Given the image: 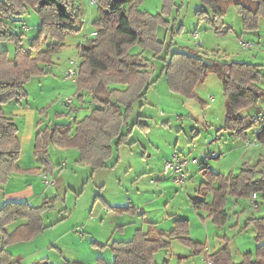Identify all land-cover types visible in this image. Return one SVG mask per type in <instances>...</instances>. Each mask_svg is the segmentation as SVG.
<instances>
[{
  "label": "trees",
  "instance_id": "trees-1",
  "mask_svg": "<svg viewBox=\"0 0 264 264\" xmlns=\"http://www.w3.org/2000/svg\"><path fill=\"white\" fill-rule=\"evenodd\" d=\"M80 0H0V44L13 43L12 54L8 48L0 49V183H6L12 172H22L17 161L22 154L19 128L12 117H8L3 105L11 100H22L28 93L26 83L34 76L49 72L54 54L61 50L68 36L80 32L85 23L84 9ZM142 0H97L98 16L93 20L97 27L95 34L81 44L78 66L77 93L91 96L92 109L88 115L72 124L54 123L40 129L35 137L34 154L45 167L49 147L77 148L79 163L90 164L92 168L104 167L122 144H128L133 128L144 131L149 125L140 119L130 124L137 101L145 98L150 86L164 75L174 94L186 98H199L196 86L209 74L218 75L223 82L227 98L224 128L244 136L256 122L252 115L242 111L257 105L264 94L260 82L264 78L261 64L245 61L209 60L202 54L185 50H171L164 39L158 36L160 27L168 29L177 5L176 0H163V9L151 13L140 8ZM201 8L196 10L200 22H206L217 33H223L226 25V3H232L242 18L246 31H257L260 19L264 17V0H198ZM31 9L38 12L41 23L36 35L26 39L25 22ZM28 42H27V41ZM26 43L28 45H26ZM152 51V56L148 51ZM147 53V54H146ZM161 55L164 65L155 74L154 58ZM259 142L264 144V128L259 130ZM203 164V163H202ZM39 168L27 169L36 171ZM206 169V168H205ZM204 172L212 179L207 190L214 193L212 203L193 200L197 208L206 207L209 216L218 225L228 220L225 210L228 195L250 197L252 192H261L264 200V173L257 165H246L237 175H223ZM218 180L217 187H212ZM214 181V182H213ZM48 203L30 206L27 202H10L0 208V264H15L14 256L6 249L13 242L34 238L45 230L44 212ZM118 212L136 210L134 206L111 207ZM19 218L27 222L13 232L7 225ZM188 219H176L169 231L157 234L138 228L129 240L92 242L94 246L110 247L115 255L113 262L98 258L93 264H169L159 262L157 254L169 249L172 240L200 252L204 244L190 237ZM247 226L254 229L258 243L255 252L243 253V259L236 262L228 246H223L208 255L211 264H264V216L252 217ZM182 259L185 257H181ZM34 264H53L44 258ZM61 264H88L65 260Z\"/></svg>",
  "mask_w": 264,
  "mask_h": 264
},
{
  "label": "rangeland",
  "instance_id": "rangeland-1",
  "mask_svg": "<svg viewBox=\"0 0 264 264\" xmlns=\"http://www.w3.org/2000/svg\"><path fill=\"white\" fill-rule=\"evenodd\" d=\"M176 2L177 5L172 16L168 17L172 21L170 27L168 29L160 27L159 30V38L164 39L166 47L171 43V50H184L182 48H186L185 51L196 54L205 51L208 53V47L210 53L213 52L212 50H219L218 48H220L222 56L212 59L220 62L241 61L244 58L250 60L248 54L257 52L260 57L256 60L264 62V51H262L264 50V17L260 22L259 29L262 50L258 48L257 38H254V41H243L250 42L254 46L251 50H245L237 42L232 41L234 35L242 30V18L234 6H231L232 3L229 2L225 5V20L233 28V35L227 36L226 33L208 31V24L199 21L196 10L201 8V3L198 0H176ZM139 5L143 10L157 13L163 9L164 1L142 0ZM83 9L85 23L80 32L68 37L71 41L75 39L82 41L83 33L86 34V30L91 32L96 28L93 20L98 16L97 3L91 4L90 0H86L85 4L83 3ZM22 23H26V26L21 27ZM40 23V15L31 9L25 22H18L17 27L24 29L26 31L25 37L29 39L36 35ZM89 32L88 34L91 35ZM195 33L198 35L195 36ZM247 37L243 40H249ZM200 42L203 44L202 47L199 46ZM26 45L28 44L26 43ZM5 46H11L12 51L14 50L13 43H3L0 48ZM67 49L69 48L61 49L54 54L53 72L34 76L25 86L29 94L22 99V102L29 103L31 106L34 105L38 109L46 108L49 118L44 124L51 121H68L69 118H67L66 113L69 114L72 111V109L66 106L62 107L60 104L62 98L63 100L67 97H74L75 99L72 92L75 84L72 80H65L59 69L60 63L69 61L71 58H78L77 53ZM224 50L230 51V55H224ZM148 53L152 55V51L149 50ZM206 58L208 59V57ZM48 66L50 68L53 64ZM196 91L199 98H186L174 94L170 91L166 77L164 75L159 77L156 85H152L145 96L147 103L142 107L136 106L129 121L132 124L141 115L142 120L150 125L149 131L144 132L137 126L133 128L130 144H123L115 151V156L119 155V162L115 167H100L93 170L89 165H77L74 159L68 155V159H65L67 167L62 170L69 171L66 174V180L71 185V189L68 190L67 197H64L63 194L57 196L54 194L55 189H52L53 194L48 197L51 202L44 213L45 230L40 231L35 236L37 238L35 242L30 245L21 243L8 248L13 252L15 264L18 261H22L23 264H34L47 258V255H50L55 262L62 261L63 259L58 261L54 255L58 252L53 251L52 253L48 248H39L42 245L55 243V240H59L56 244L60 246L59 248L64 251L66 256L72 257V260L78 255L88 256L92 253L93 248L91 240L106 243L112 235L113 228L118 223L115 217L119 213L110 209V204L127 205L131 202L140 207L139 212L141 214L144 212L143 217L145 219L141 223L145 230H149L151 233L154 230L160 231L162 228L171 229L173 224L170 222L167 224L165 218L168 211H175L182 218L189 220L192 239L206 243L209 240L210 248L228 246L231 251L233 250L235 259H241L243 253L249 250L255 252L258 243L254 238L252 226L246 228L247 223L245 225V222L242 221L240 226L243 229V235H239L237 229L232 231L233 228H236V226L230 227L232 221L229 220L230 224L226 226L225 224L218 225L212 218H209L210 210L208 208L194 206L193 200L198 201L200 199H191V196H201L203 192L208 191L206 188L212 181L204 169L193 175L191 182L188 181L186 187L180 184L176 185L173 179L171 180L174 184L171 186L163 187L161 184L158 186L157 179L161 176L159 171L163 162L165 163L172 156L173 152L171 151L174 148L188 153L191 160L206 158L212 149H219L220 144L216 141L215 136L220 133V125L223 123L227 111V98L224 93L223 82L218 75L212 73L196 86ZM259 105L260 112L264 113L263 102ZM58 112L63 113L57 117ZM258 128L260 130L259 125L255 124L252 131L256 132ZM31 148L28 145L22 147L23 159L21 163L23 165L33 161L34 156L31 153ZM56 149L58 150V148L51 146V158L55 162L58 157L54 152ZM170 152V157L165 159ZM220 156L221 160L211 158L209 161L217 170L227 173L226 175L229 176L231 170L236 167H232V160L235 155L225 157V153L221 152ZM260 167V171L264 170V163ZM262 172L264 173V171ZM189 174L188 171L186 181ZM170 175L172 176V172ZM203 177L206 181H203ZM151 179L154 181L152 182ZM194 187H197V190L192 192ZM187 188L191 193L186 192ZM228 196H232V194ZM239 198L246 199V197ZM43 203L44 199H41L36 204L41 205ZM127 213L132 215L133 212L128 211ZM255 214H259V212L256 211ZM91 215L101 216L103 223L96 219L89 220ZM226 222L228 221L226 220ZM149 226H153L155 229H148ZM173 245L174 251L177 250L179 254L187 252L186 247L181 243L175 241ZM110 250L109 247L108 253L112 251ZM158 256L159 260L164 258L163 254ZM198 263L207 264V260Z\"/></svg>",
  "mask_w": 264,
  "mask_h": 264
},
{
  "label": "crops",
  "instance_id": "crops-1",
  "mask_svg": "<svg viewBox=\"0 0 264 264\" xmlns=\"http://www.w3.org/2000/svg\"><path fill=\"white\" fill-rule=\"evenodd\" d=\"M85 1L86 0H80L79 4L83 7V3L85 4ZM231 6H233V5H231ZM261 20H262V18L260 19V22H261ZM259 29L257 31H246L243 29V26H242L241 32H237V34H235L234 37L232 38V41L237 42V44L241 45L242 49L251 50L252 48L249 49V48H245L243 46V43H244L243 41H254V38H257L258 39L257 43L259 44L258 48H260L262 50L261 36L259 33ZM96 30H97V27L94 30H92L91 32H89V30H86L87 31L86 34L83 33L84 38H82V41H80V39H78V40L75 39L72 41L67 39L66 44L62 49L64 50V48H69L67 50H72L75 53H77L78 58H76V59H79L80 55H81V47H80L81 44L85 43L88 40V37L93 36L95 34ZM159 30H160V28H159ZM159 30H158V36H160ZM223 30H224L223 33H226L227 36L233 35V33H232L233 28H231V26L228 25L227 22H226V25H225ZM208 31H214V30L208 25ZM88 32L91 35H89ZM196 35H198V34H196ZM246 37L249 38V40L248 39L243 40ZM199 46L202 47L203 44L200 42ZM3 48H8L10 50V53L12 54L13 51L11 49V46L1 47L0 49H3ZM182 49L185 50L186 48H182ZM218 49L219 50H212L213 52L210 53L209 47H208V53L205 51L203 53L201 52V54L204 55L205 57H208V59L211 61L213 58L216 59L217 57L219 58L220 55L222 56V54H220L221 49L220 48H218ZM224 51H225L224 55H226V56L230 55V51H228V50H224ZM262 51H264V50H262ZM233 54H234V52H233ZM250 54H251V56H250ZM250 54H248L250 60H247L246 58H244L241 61L251 62V63H255V64H261L262 65L261 66V72L263 73L264 62H258L256 60L260 57L259 56L260 54H258L257 52L256 53L253 52ZM150 56H152V55H150ZM71 59H73V58H71ZM67 61L68 60L60 63L61 65H60L59 69H60L61 73H64L65 69L67 68L68 63H69V61L68 62ZM236 61H238V60H236ZM153 62H154L155 74H156L159 72V70L164 65V61L161 60V55H159V56L154 58ZM54 64H55V61L53 62V66H51L50 68H48L49 66H47V70H49L48 73L53 72ZM73 83L75 84V86H74V91L72 90V92L74 93L75 99H74V104L72 105L71 108H69V109H72V111L69 114L66 113L68 115L67 118H69L68 121H65V120L63 122L62 121L61 122L60 121L59 122H52L51 121L48 124H44L46 122V120L49 118L48 111H46L47 109L46 108L38 109L34 105L31 106L29 103H26V104L23 103L22 100H15L14 99V100H11L8 103L3 105V110H4L5 114L8 117H12L14 119L15 123L17 124L18 128H19L18 134H19V138L21 140L22 147L24 145H28V146L32 147L31 153L33 154L34 157H33V161L28 162L27 164L23 165L21 163L22 159H23L22 154H21L20 159L17 161V166L20 169L26 170V171L12 172V174L10 175V177L6 183H0V208L2 206H4L5 204L10 203V202H27L30 206L36 207V206H40L36 203H39V201L41 199L42 200L44 199V203H48V205H50L49 203L51 202V200H48L49 199L48 197L53 194L52 189H55L54 194H56L57 196L60 194H63L64 197H67L68 192H69L68 190L71 189V185L68 184V182L66 180V174H68L69 171L62 170L65 167H67V163L65 166H62L61 163L63 161L65 162V159H68V155H70V157H72V159H74V161L79 166H82V165L91 166L90 164H83V163L78 162L80 159V152L77 148H74V147H68V148L56 147V148H58V150L56 149V151H54V152H56L58 157H57V161L55 162L51 158V152H50L51 146H50L49 152H48V161L50 162L49 167H45V165L42 163V161L38 157H36L34 154L36 134L40 129L44 128L45 125L54 124V123H63V124H72L73 126H75L76 120H80L90 113V111L92 109V104L90 102L91 96L87 92H83L82 93L83 97L79 98L78 93H77V83L76 82H73ZM152 85H156V82L153 83ZM40 86H42V85H40ZM260 86L262 87V89L264 91V78L260 82ZM73 93H71V94H73ZM61 100H60V104L63 107L64 105L61 103ZM261 102H263V104H264V94L260 98L257 105L251 106V107L243 110L242 113L252 115L255 112H260V110H259L260 105L259 104ZM146 103H147V101L145 100V98H142L139 101H137L135 104V107H134V112H135L136 106L140 105V107H142ZM73 106H74V108H73ZM62 113L63 112H60V113L58 112L56 114L57 117H59ZM81 113H83V115H81ZM140 119L142 120V117H140ZM224 121H225V119H224ZM224 121L220 125V133L216 134V136H215L216 141L220 144L219 149L218 150L212 149V151H210V153L208 154L209 156H207L206 158H202V159L195 158V159H199L203 164L201 166H197V164H195V163H191L189 165L188 171L190 174H189L188 180L183 184L185 187L187 186L188 181L191 182V180H192L191 178L193 175H196V173L199 172V170L201 171V170L205 169L206 167H208L205 169V170H208V173L209 172H215L218 174L226 175L227 173H223V172L217 170L215 168V166L211 165V162L209 161V159H211V158L220 159V157H221L220 153L221 152L225 153V155H226L225 157H227L228 155H233V154L235 155L233 157V160H232V162H233L232 167H235V166L236 167L233 170H231L230 175H237L238 173H240V171H242V169L247 164L248 165H257V170L261 169L260 166H262L264 163V144L259 142V141L255 143V139L258 137L259 128L256 132L252 131L253 126L249 130H247L246 139H248V140H245L244 136H239L238 134H235V133H232V132H229L228 130H226L224 128ZM149 127H150V125H149ZM148 131H144V132H148ZM129 141H130V138H129ZM247 141H249V142H247ZM128 144H130V142ZM119 148H120V146H119ZM173 150L171 152H173ZM115 151H114L113 156L107 161V165L104 166L103 168H109V167L113 168L118 164L119 155L115 156V153H116ZM171 152L168 155H166L165 159L170 157ZM184 153L188 156V153H186V152H184ZM213 153H216L217 155L213 156ZM164 164L165 163L163 162V165L159 171L161 173V176L159 179H157V182H158V186H160V184H161L163 187H168L174 183L171 180L172 176L170 175V173H168V174L163 173L164 166H165ZM32 168H39V169L36 171H27V169H32ZM91 168H92V166H91ZM92 169L96 170L97 168H92ZM236 169H237V172H236ZM262 171H264V170H262ZM42 173H49L55 179V183L51 186H46V184L42 181V175H41ZM151 181H152V179H151ZM203 181H206L204 177H203ZM214 181L215 182L213 183L212 187L215 188L218 185V180L216 179ZM95 185L97 186V184H95ZM101 187H103V186H101ZM193 189L194 190H192V192L196 191L197 187H194ZM186 190H187L186 191L187 193H191V191L188 188ZM258 193H259L260 201H261V206L259 209H254L252 207L250 197L246 198L245 200H242L238 197L228 196V200H227L226 206H225V210H226V213L228 215V220H227L228 222L225 223V226L230 224L229 223V220H230V221H232L230 227L236 226V228H233L232 231H235L237 229L238 234L243 235V229H241L242 227L240 226L242 221H244L245 225H246L247 221L250 218L264 216V200L262 198L261 192H258ZM191 197H192L191 199H200V200H203V201L210 204V203H212V201L214 199V193L212 191H206V192H203L201 194V196H198V197L191 196ZM132 203L133 202H131V204H127V205H116V204L111 205L110 204V209L114 210V212L116 211L115 213H119V215L117 214L115 217L116 221H118V223L113 228L112 235L109 237V240H107V241L112 242L114 240H129L133 237L135 231L138 228H142L144 231H148V230H145L144 225L141 223V221H144V219H145L143 217L144 212H142V214H141L139 212L140 207L137 206L136 204H132ZM108 205H109V203H108ZM129 206H131V207L134 206L136 208V210L132 209V212L134 213V215H133V213H132V215L128 214L127 210H123L121 212H118V210L111 208V207H129ZM256 211H258L259 214H255ZM209 218H211V217H209ZM92 219L99 220L98 222L103 223V218L101 216L95 217L94 215H91L89 220H92ZM176 219H187V218H182L175 211H171V212L168 211L167 212V215L165 218V222L167 224H169V222H170V224H173V227H174V222ZM26 222H27V219L19 218V219L15 220L14 222L7 225V231L13 232L19 225L24 224ZM248 227H251V226H246V228H248ZM150 228L155 229V227H153V226L148 227V229H150ZM246 228H245V230H247ZM168 229L171 230L170 228H168ZM161 230L169 231L166 228H162ZM189 230H190V234H191L190 226H189ZM158 232L159 231L156 232L155 230L152 231L153 234H157ZM253 232H254V230H253ZM190 237H191V235H190ZM36 239L37 238L34 237L32 239H29V240L13 242L12 244L7 245L6 249L9 252H11L10 249H8V248H10L12 245H19L21 243L30 245L33 242H35ZM94 241H96L98 243H102V241H99V240H91V243ZM175 241L179 242L178 240H172L171 248L162 249L160 252H158V254L156 255L157 257H159L158 255H160V254H163V257H164V258H161L160 260L157 258L159 262H163V261L167 260L169 262V264H199L198 263L199 261L207 260V264H209L208 263V255L212 254L214 251L221 248V247L218 248L217 246H213L210 248L209 247V244H210L209 240H208V243L202 242V241L200 242V240H199L197 242L204 244V248L200 252H194V250L191 247H188V246L181 243V245L186 247L185 250H187V252L184 254H179L177 252V250L174 251V249H173L174 248L173 243ZM194 241H196V240H194ZM58 242H59V240H55V243L52 242L48 245H42L39 247L40 249L48 248V250H50L52 253H53V251L58 252V253H54V255L58 258V261H59V259H61V260L63 259L60 262H55L54 260H52L50 255L46 256L53 264H61L64 262V260H69L71 262H83V263L93 264L97 261L98 258H103L107 262H113L115 259V255H114L113 251L110 250L111 252L108 253L109 247H104L102 249V248H99L98 246L93 245L91 254H89L86 257H84V255L83 256L78 255L75 258H73V260H72V257L69 258L68 256H66L64 251L61 248H59L60 246L58 244H56ZM1 247H2V241L0 239V248ZM11 253L13 255V252H11ZM232 253H233V250H232ZM181 257H185V258L182 259ZM233 257H234V254H233ZM239 259L240 258H238V259L234 258V260L238 263L243 259V256L240 260ZM14 260H15V257H14ZM15 262H16V260H15ZM16 264H23V262L18 261Z\"/></svg>",
  "mask_w": 264,
  "mask_h": 264
},
{
  "label": "built area",
  "instance_id": "built-area-1",
  "mask_svg": "<svg viewBox=\"0 0 264 264\" xmlns=\"http://www.w3.org/2000/svg\"><path fill=\"white\" fill-rule=\"evenodd\" d=\"M91 4H96L97 0H90ZM196 35V34H195ZM197 36V35H196ZM243 46L245 48H252L253 44L250 42H244ZM78 66L79 59H70L67 68L63 73L65 80H72L77 83L78 80ZM61 103L67 108H71L74 104V97H67L64 100H61ZM253 121L256 122L260 130L264 128V113L259 112L253 116ZM248 140V139H246ZM258 137L255 139V143L258 142ZM249 142V141H247ZM216 153H213V156H216ZM191 163H195L199 166L202 165V162L199 159H189L188 156L177 148L173 150L172 156L166 160L163 173L168 174L172 172L173 182L176 184L183 185L188 177V167ZM66 163H62V166H65ZM42 181L46 186H51L55 183V179L51 177L48 173H42ZM154 181V179H152ZM250 201L254 209H259L261 206L260 196L258 192H252L250 196ZM209 264H211L209 262Z\"/></svg>",
  "mask_w": 264,
  "mask_h": 264
}]
</instances>
